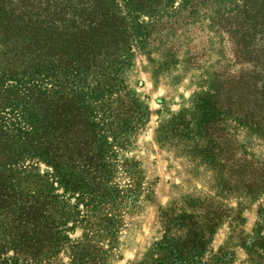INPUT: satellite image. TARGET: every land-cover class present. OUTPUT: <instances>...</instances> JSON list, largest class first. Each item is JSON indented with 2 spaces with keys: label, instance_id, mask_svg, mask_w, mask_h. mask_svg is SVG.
I'll list each match as a JSON object with an SVG mask.
<instances>
[{
  "label": "trees",
  "instance_id": "1",
  "mask_svg": "<svg viewBox=\"0 0 264 264\" xmlns=\"http://www.w3.org/2000/svg\"><path fill=\"white\" fill-rule=\"evenodd\" d=\"M204 18L231 67L213 94L264 136V0H0V264L57 257L101 211L116 226L115 169L148 115L123 74Z\"/></svg>",
  "mask_w": 264,
  "mask_h": 264
},
{
  "label": "rangeland",
  "instance_id": "2",
  "mask_svg": "<svg viewBox=\"0 0 264 264\" xmlns=\"http://www.w3.org/2000/svg\"><path fill=\"white\" fill-rule=\"evenodd\" d=\"M190 30L136 50L123 74L148 115L115 169L116 226L99 212L41 264H264V191L249 187L264 179V136L212 92L231 71L219 36L205 18Z\"/></svg>",
  "mask_w": 264,
  "mask_h": 264
}]
</instances>
